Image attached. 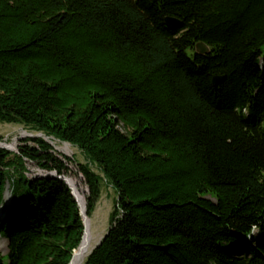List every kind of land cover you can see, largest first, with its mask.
I'll list each match as a JSON object with an SVG mask.
<instances>
[{
  "label": "trees",
  "instance_id": "16d2710c",
  "mask_svg": "<svg viewBox=\"0 0 264 264\" xmlns=\"http://www.w3.org/2000/svg\"><path fill=\"white\" fill-rule=\"evenodd\" d=\"M0 124L85 158L0 150V264H70L72 163L117 194L83 264H264V0H0Z\"/></svg>",
  "mask_w": 264,
  "mask_h": 264
},
{
  "label": "rangeland",
  "instance_id": "374dc122",
  "mask_svg": "<svg viewBox=\"0 0 264 264\" xmlns=\"http://www.w3.org/2000/svg\"><path fill=\"white\" fill-rule=\"evenodd\" d=\"M35 134L30 132L24 126L14 124H0V143L10 146V151L17 152L22 145L32 146V143H26V139L35 138ZM70 146V147H69ZM55 151L59 155H63L68 159L75 157L78 163L84 164L85 158L83 154L75 147L66 145L58 141L53 145ZM66 147V148H65ZM67 150V151H66ZM69 173L66 177L70 181L78 184L79 191L84 197L85 201L88 195L84 178L79 173L78 166L75 163L68 164ZM27 168L29 170L28 177L34 178L37 176L47 175L48 173L40 170L34 163L28 162ZM10 195L9 193H7ZM6 194V199H7ZM117 199L115 190L105 184L102 187L101 198L96 206L93 215L90 217L91 221V236L93 247L106 235L109 229V216L113 210L114 202ZM8 200V199H7ZM6 242L0 238V253H6Z\"/></svg>",
  "mask_w": 264,
  "mask_h": 264
},
{
  "label": "water",
  "instance_id": "95a60500",
  "mask_svg": "<svg viewBox=\"0 0 264 264\" xmlns=\"http://www.w3.org/2000/svg\"><path fill=\"white\" fill-rule=\"evenodd\" d=\"M166 25L171 28V29H176V28H179L181 25L179 23V21L175 20V19H167L166 20ZM197 52L200 54V55H206V54H209V48L202 44V43H199L197 45ZM216 83L220 81V79H216L215 80ZM43 138L45 139L50 145H54V143L56 142L54 139L52 138H48L46 137L45 135L43 134H39L37 136H35V138ZM66 145H69V144H66ZM12 148L6 144H3V143H0V150H11ZM45 176H49V177H56L57 174L56 173H49L47 175H42V176H37V177H45ZM61 179H63L67 185L69 186V188L71 189V194L75 197L79 207H80V214H81V217H82V220H83V226H84V231H83V237H82V242L80 244V246L73 252V256H72V259H71V262L70 264H74V261H75V258L76 256L80 253V251L83 249L84 247V243H88L87 242V238L89 237V232L87 230V224H86V221H85V218H84V214H83V207H82V203L80 201V199L78 198L77 194L75 193L73 187L71 186L70 182H69V179L66 177V176H62L60 177ZM85 208H86V202H85ZM87 212V211H86ZM102 240V239H101ZM101 240L98 242V244L96 246H94L90 253L88 254V256L93 252V250L100 244ZM87 256V257H88ZM86 257V258H87Z\"/></svg>",
  "mask_w": 264,
  "mask_h": 264
},
{
  "label": "bare ground",
  "instance_id": "6f19581e",
  "mask_svg": "<svg viewBox=\"0 0 264 264\" xmlns=\"http://www.w3.org/2000/svg\"><path fill=\"white\" fill-rule=\"evenodd\" d=\"M69 182H70L71 186L73 187L75 193L77 194L78 198L80 199V201L82 203L83 214H84V218H85V221H86V224H87V230L89 232V237L87 238V242L88 243H84L83 249L76 256L75 261H74V264H83L84 260L86 259V257L90 253L91 249L93 248L92 236H91V224H90L91 221H90V218L88 217L87 212H86V208H85V202L86 201H85L84 197L82 196L81 192L79 191L78 184L76 182L70 181V180H69ZM9 197L10 196L7 194V199H9Z\"/></svg>",
  "mask_w": 264,
  "mask_h": 264
}]
</instances>
